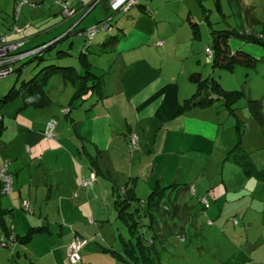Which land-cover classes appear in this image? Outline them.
Segmentation results:
<instances>
[{
	"label": "crops",
	"instance_id": "0c3cea01",
	"mask_svg": "<svg viewBox=\"0 0 264 264\" xmlns=\"http://www.w3.org/2000/svg\"><path fill=\"white\" fill-rule=\"evenodd\" d=\"M25 1L17 13L21 0H0V36L22 43L17 54L35 52L14 64L15 82L23 78L20 84L9 83L8 78L0 83V101L17 93L0 105V166L9 161L13 177L12 193L0 196L5 226L0 225V237L9 234L21 240L13 254L0 249V264H64L75 236L94 239L80 250L79 264H108L100 252L116 258L109 264H134L131 260L137 261L138 254L129 259L124 249L137 236L118 219L115 207V188L125 184L143 201L154 188L178 185L180 190L185 186L181 195L189 196V187L195 192L196 207L174 204L178 206L170 217L144 220L145 246L155 237L166 243L176 226L169 222L175 217L184 222L180 234L196 237L200 216L220 236L213 242L230 246V261L220 264H264V123L259 124L245 104L236 107V103L231 114L220 101L178 114L195 93L189 78L204 79L196 69L188 74L185 67L194 64L196 55L191 25H196L197 38H201L199 26L211 27L208 16L202 15L194 24L188 20L186 5L175 17L164 14L160 6L152 9L151 3L117 14L110 12V0H66L74 13L65 16L60 0ZM108 17L112 18L111 29L98 30L86 46L79 33ZM244 30L264 35V28L259 31L255 26L237 33ZM227 32L231 33L226 39H216L224 55L242 52L255 62L263 60L262 46L252 51L235 30ZM60 59L63 65L53 64ZM32 62L35 66L28 68ZM50 66L53 74L45 87L50 104L31 107L20 89L33 79L39 84ZM240 66L223 69L232 74L229 85H240L234 77ZM87 71L96 76L101 90L88 91L72 102L75 90L69 78ZM54 80L59 93L52 98ZM87 83L91 86L95 79ZM218 83L228 92L235 88L227 90ZM239 92L246 96L244 89ZM248 96L250 100L251 91ZM259 102L264 119V94ZM51 119L57 121L55 135L44 141L42 134ZM130 131L139 138V150L133 154H128L126 146ZM91 176L95 181L84 188L82 183ZM202 198L208 202L207 211L199 203ZM23 202L29 211L23 210ZM115 240L119 250L104 245H114Z\"/></svg>",
	"mask_w": 264,
	"mask_h": 264
},
{
	"label": "rangeland",
	"instance_id": "374dc122",
	"mask_svg": "<svg viewBox=\"0 0 264 264\" xmlns=\"http://www.w3.org/2000/svg\"><path fill=\"white\" fill-rule=\"evenodd\" d=\"M24 0H21L23 2ZM175 0L170 2L169 0H141L140 3L150 4L149 7L152 9L160 6L162 8L163 13L166 15L172 14L176 17V14L180 11L179 8H182L184 11V6L186 5L189 7V19L193 20L194 24H197L200 17L203 15H207L208 19L211 23L212 29H210L205 24H201L199 26V32L201 38H195L193 44L195 45V58H193V63H188L185 67V71L189 74L194 69L201 76L205 79L207 77H211L212 79L220 82L224 88L227 90L230 88L232 91H242L244 89L246 96L240 99L237 102L236 107L243 106L244 104L247 106V102L249 100V91L252 92V101H260L264 94V58L259 62H255L254 66L250 68H244L243 66L236 67L234 71V77L236 80L240 82V85L237 87L234 85H229L228 83L232 80V74L226 70L219 69V68H212L210 62L207 61L206 54L204 52L206 47H209L210 50H214V41H212L211 37V30H213L216 36H221L223 31L229 30H237L241 28L251 29L255 26L259 31L264 28V0ZM199 1V2H198ZM185 6V7H186ZM172 11V12H171ZM154 13V12H153ZM119 14V13H117ZM182 19L187 17L180 16ZM181 19V18H179ZM180 21V20H179ZM256 21L257 23L252 25L251 22ZM192 28V27H191ZM214 37V38H215ZM235 41H237L235 39ZM252 51L255 48L261 47L254 43H245ZM202 46V48H200ZM209 60V59H208ZM36 62V61H35ZM35 62H32L33 65L29 67L35 66ZM64 64L62 59L60 60H53V64ZM68 64L70 62L68 61ZM16 73L12 74L11 76L7 77L9 83L13 84H20L23 80L22 76L19 78L18 82L16 80ZM34 75V74H33ZM95 75V74H94ZM184 81V80H183ZM180 81L182 85L188 86L187 82ZM2 81H0L1 83ZM57 82L54 80L52 82V98L59 93ZM54 83V84H53ZM16 85V86H17ZM193 86V85H191ZM57 87V89H56ZM229 87V88H228ZM69 88V87H68ZM50 89V88H49ZM70 89V88H69ZM71 90V89H70ZM183 91V90H182ZM129 134V133H128ZM128 138V135H127ZM128 143V142H127ZM127 146L128 154H133L139 150V139H138V146L137 150L134 152H130V149ZM176 199L179 201L180 204L185 205L187 204L189 207L197 206L196 201L191 198V196L183 195L179 196L176 193H173L171 196V200ZM167 200V198H166ZM170 206V203H168ZM23 211V210H22ZM199 221V232L196 237H190L189 235L186 236L185 243L179 241L176 237L179 233L180 228L184 227V222L180 221L176 217L168 223L169 225L175 224L176 226L172 228V234L168 235V239L166 243H160L159 237L154 238V246L158 251L159 263L160 264H220L223 263L226 259L228 262L230 261V246L228 243H222L217 245L214 241L215 239H220V236L214 231L213 228L205 226L204 219L201 221V217L198 218ZM145 224H148V220L145 221ZM125 230V229H124ZM124 230H120L124 234ZM116 234V230L114 231ZM126 232V231H125ZM165 231H163L164 234ZM152 234H148V237H151ZM167 235V233L165 234ZM126 236V233L124 234ZM2 239V237H0ZM0 239V240H1ZM112 239V237H111ZM114 239V238H113ZM87 246L94 242L93 238H88ZM118 240H115V244H108L109 242L105 243L104 245H112L113 248L116 250L120 249ZM103 244V243H102ZM6 251L11 252L12 247L9 248H2ZM103 257L106 258L107 263L116 260L115 257L108 255V253L100 252ZM66 259V256H65ZM117 264H122L119 261H116Z\"/></svg>",
	"mask_w": 264,
	"mask_h": 264
},
{
	"label": "trees",
	"instance_id": "16d2710c",
	"mask_svg": "<svg viewBox=\"0 0 264 264\" xmlns=\"http://www.w3.org/2000/svg\"><path fill=\"white\" fill-rule=\"evenodd\" d=\"M106 19L102 20L98 24L104 22ZM191 27L193 29L194 38H197L198 34H197L196 25H191ZM244 31H247L248 34H242V32ZM244 31L240 33L236 32L235 35L238 38H243L247 42L260 45L264 48V35L263 34H260V36H257V35H253L248 30H244ZM98 32H96L95 34H97ZM213 33L215 34V32ZM222 33L223 34L221 36H216V38H214L215 52L211 50L213 53V56L211 59L212 68L231 70L234 67V65H243V66H248V67L254 66L255 60L245 53L235 52L232 55L229 54L230 56L224 55L225 50L221 49V46L218 44L219 42L216 39L217 38L221 40L226 39L228 37L227 33H231V32L226 31ZM92 39L89 41V43L92 41ZM54 44H56V42ZM222 45H225V42L222 41ZM44 51L45 50H43L40 54H42ZM50 69H51V66L44 69L46 71L45 72L46 75L43 76L42 81L39 84H36L37 83L36 79H33L21 87L20 90H22L21 92L25 94L24 96L25 100H27V103L31 105V107L43 108L50 104V97L48 96V90L45 89L50 77L53 74V73L51 74ZM63 70H66V69H63ZM55 74L57 73H54V75ZM95 77L96 76H93L87 71L85 75L83 76L76 74L74 78L72 77L69 78L70 84L75 90L74 95L71 98L72 102L80 99L88 91L99 88ZM89 79H95V83L94 84L92 83L93 85L91 86L87 85L88 84L87 82L89 81ZM189 79L195 85V88H196L195 93L189 100L183 103L178 114L186 112L193 107L205 108V107L216 104L218 101L221 102V106L225 110L233 114L235 104L238 101H240L241 98L244 97L243 93L239 91L238 92L237 91H232V92L225 91L221 87V85L218 83V81L212 78H206V79L201 80L199 76L193 75ZM99 89L101 90V88ZM16 97H17L16 92L6 95V97L0 101V105L2 106ZM247 109L250 115L259 124L264 123V119L261 117L259 113L260 111L259 101L248 100ZM61 114L66 115L68 114V111L61 110ZM50 121L55 122V127H54L55 129L57 121L55 119H51L48 122ZM1 130L2 128H1V123H0V132ZM44 141H47V140H44ZM127 142H128V139H127ZM137 146H138V143H137ZM7 171H8V168H7ZM8 173L12 176V174L9 171ZM121 189L125 190L123 194L120 192ZM176 189L179 190L177 191L178 193L180 192L179 196H183L181 194H183L182 191L183 189H185V186H182L180 190L178 188V185H176V186H170L168 188H163V189L154 188L151 194L149 195V197L145 201H143V200L138 199L134 191L129 189L126 184L124 186L115 188L114 193H115V207L117 211V217L118 219L121 220L123 224H125L128 227V230L130 233H132L133 235L136 234L137 236L136 242L134 244L130 243L129 245L130 247L127 248L126 246L124 249L126 257H128L129 259L134 257L136 253L138 254V256L136 257L137 261L131 260L134 264H160L159 257H158V251H155V250L152 251L153 246H154V238L150 240L151 242L150 246H147V245L145 246L144 244L145 241L143 240L142 232L144 230L145 225L143 223L145 219L154 221L155 219H163V217L165 216L168 218L170 217V215L173 214L171 212L173 209L177 208V206L179 205V201L177 200V198L176 199L174 198L172 201H170L169 197H171L172 194L174 193V192L171 193L170 191H174V190L176 191ZM12 191H13V182H12ZM188 191H189V195L191 196V198L192 197L194 198L195 195L190 194L191 193L190 187L188 188ZM10 194L3 195V196H9ZM166 198L168 199L166 200ZM200 200H199V203H201ZM168 203L171 204V208H168ZM174 204H178V205H174ZM201 206L205 211H207V209L209 208V206L208 208H205L202 204ZM3 216H4V212L0 213V225L2 229L3 227L5 228V226L3 225L4 224L3 220H2ZM210 224L211 222L208 221L207 225L209 226ZM151 227L149 226V229H152ZM9 236L11 235L7 234L3 236L2 238H8ZM176 237L178 239L182 237L183 238L182 243H185L186 237L184 235L179 233ZM14 239H15L14 246L16 245V243L21 242V240L15 236H14ZM13 247L10 252L11 254H13Z\"/></svg>",
	"mask_w": 264,
	"mask_h": 264
},
{
	"label": "built area",
	"instance_id": "2783aa9c",
	"mask_svg": "<svg viewBox=\"0 0 264 264\" xmlns=\"http://www.w3.org/2000/svg\"><path fill=\"white\" fill-rule=\"evenodd\" d=\"M63 5V12L65 16H71L74 11L70 8H68V4L66 0H60ZM141 0H110L109 1V10L112 13H126L133 7H136L140 4ZM26 1L18 4L16 12L18 13V10L20 6L25 4ZM112 18L108 17L104 22L95 25L94 27L84 30L79 33V36L83 37L86 40V46L89 44V41L93 38L94 34L98 32V30H107L109 31L111 29L110 23ZM16 31V28H14ZM242 34H248L247 31L242 32ZM162 42H159L158 45H161ZM22 45L20 42H7L6 39L3 36H0V81L11 76L15 73L14 64L17 61L18 58L22 56H28V55H34L35 52H28L24 54H17V50ZM44 49L40 50L38 53L42 52ZM205 53L207 55V58L209 60L212 59L213 53L209 48H206ZM2 122V117L0 115V123ZM55 122L50 121L47 123L46 128L43 132V140H51L54 138L55 135ZM128 148L130 149V152H134L137 150V143H138V136L135 132L131 131L128 135ZM9 165V161H6L3 165L0 166V196L8 195L12 191V182L13 178L8 173L7 168ZM94 176H91V179L89 181L83 182L82 186L84 188L90 186L92 182L95 181ZM191 194L194 195V190L190 189ZM120 192L123 194L125 190L121 189ZM201 204L208 208V202L206 199L202 198L200 200ZM22 208L24 211L28 210V204L26 202L22 203ZM233 223H236L235 220H233ZM179 241L182 242L183 238H179ZM15 243V239L13 236H9L8 238H2L0 240V246L2 248H9L13 247ZM88 243L87 239L80 238L78 236H75L70 244L67 247L66 251V259L64 261V264H79L81 262L80 257V250L86 246Z\"/></svg>",
	"mask_w": 264,
	"mask_h": 264
},
{
	"label": "bare ground",
	"instance_id": "6f19581e",
	"mask_svg": "<svg viewBox=\"0 0 264 264\" xmlns=\"http://www.w3.org/2000/svg\"><path fill=\"white\" fill-rule=\"evenodd\" d=\"M158 45V44H157ZM162 45V44H161ZM161 45H158V46H161ZM207 56V55H206ZM208 59V58H207Z\"/></svg>",
	"mask_w": 264,
	"mask_h": 264
}]
</instances>
